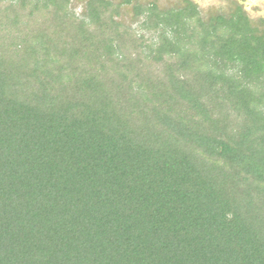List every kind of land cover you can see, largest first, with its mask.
I'll use <instances>...</instances> for the list:
<instances>
[{
	"label": "trees",
	"instance_id": "trees-1",
	"mask_svg": "<svg viewBox=\"0 0 264 264\" xmlns=\"http://www.w3.org/2000/svg\"><path fill=\"white\" fill-rule=\"evenodd\" d=\"M132 2L0 0V264H264V28Z\"/></svg>",
	"mask_w": 264,
	"mask_h": 264
},
{
	"label": "rangeland",
	"instance_id": "rangeland-1",
	"mask_svg": "<svg viewBox=\"0 0 264 264\" xmlns=\"http://www.w3.org/2000/svg\"><path fill=\"white\" fill-rule=\"evenodd\" d=\"M87 0H70L69 10L77 17L85 14V4ZM113 4L121 3V0H111ZM185 0H133L131 5H123L117 11L114 17L117 22L123 26H127L137 32V35L144 36L146 46L153 48L159 41L157 38L160 30H147L142 26L141 17H136L133 12V6L155 4L160 11L170 9L179 10L185 7ZM196 5L200 17L204 23L216 14L228 15L237 6L242 7L246 15L252 22V26H259V20H264V0H187Z\"/></svg>",
	"mask_w": 264,
	"mask_h": 264
},
{
	"label": "flooded vegetation",
	"instance_id": "flooded-vegetation-1",
	"mask_svg": "<svg viewBox=\"0 0 264 264\" xmlns=\"http://www.w3.org/2000/svg\"><path fill=\"white\" fill-rule=\"evenodd\" d=\"M241 9H242V7H241ZM242 11L245 13V11L242 9ZM246 14V13H245ZM247 16V15H246ZM248 17V16H247ZM249 18V17H248ZM264 24V20H259V24Z\"/></svg>",
	"mask_w": 264,
	"mask_h": 264
}]
</instances>
